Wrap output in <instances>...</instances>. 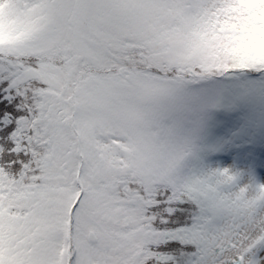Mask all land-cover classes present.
I'll list each match as a JSON object with an SVG mask.
<instances>
[{"label":"snow or ice","instance_id":"1","mask_svg":"<svg viewBox=\"0 0 264 264\" xmlns=\"http://www.w3.org/2000/svg\"><path fill=\"white\" fill-rule=\"evenodd\" d=\"M0 264H264V0H0Z\"/></svg>","mask_w":264,"mask_h":264}]
</instances>
